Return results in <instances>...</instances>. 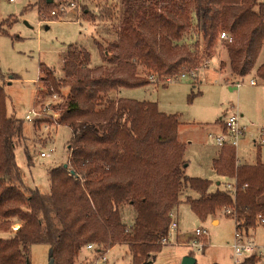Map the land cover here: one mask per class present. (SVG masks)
<instances>
[{
    "label": "trees",
    "instance_id": "1",
    "mask_svg": "<svg viewBox=\"0 0 264 264\" xmlns=\"http://www.w3.org/2000/svg\"><path fill=\"white\" fill-rule=\"evenodd\" d=\"M70 1L39 0L41 15L44 8ZM120 2L121 23L106 64L90 66V53L70 45L64 76L44 70L39 78L38 88L48 95L57 93L61 99L63 90L68 91L59 122L72 132L67 166L49 168L46 193L27 186L16 163V146L27 139L25 120L8 112L6 76L0 69V232L9 233L0 237V264H27L32 244L47 245L52 264H76L87 244L93 243L96 253L109 242L125 243L131 264H149L163 247L171 212L187 188L197 196L186 195L184 201L201 221L223 209L225 216L239 221L242 235L250 237L264 218V163L241 164L235 148L224 144L212 163L220 180L210 189L211 179L185 175L176 113L160 111L156 102L109 97L122 87L150 84L153 77L166 85L168 78L197 71L221 49L227 60L219 68L229 70L225 81L239 83L252 76L264 82V61L257 64L264 44V0ZM112 14L110 8L103 17ZM82 17L99 19L86 4ZM10 21L0 19V33ZM222 32L229 38H220ZM99 50L103 58L109 51ZM199 93L192 92L188 100ZM40 124L32 123L35 128ZM24 151L31 163L28 147ZM231 180L236 183L234 195L224 188ZM126 207L130 220L124 215ZM14 222H19L18 229L9 230ZM258 260L253 255L243 263Z\"/></svg>",
    "mask_w": 264,
    "mask_h": 264
},
{
    "label": "rangeland",
    "instance_id": "2",
    "mask_svg": "<svg viewBox=\"0 0 264 264\" xmlns=\"http://www.w3.org/2000/svg\"><path fill=\"white\" fill-rule=\"evenodd\" d=\"M79 3V9L71 7L63 16L55 19L49 15L50 9L46 8L42 17L39 0L15 2L0 0V19L11 20L8 26L3 27L5 32L0 33V69L6 76L4 87L8 95L9 113L24 119L25 114L32 108H43L48 102L54 105V109L49 107L48 112L60 110L61 113L63 110L61 102L68 100V91L63 90L61 99L59 96L54 99L52 94L46 93V89L41 91L38 88L42 84L41 79L38 83L35 81L43 77L44 70H53L57 77L64 76L63 64L70 45H81L89 51L90 66L106 64L111 56L110 42L117 38L116 30L121 23V2L79 0ZM83 4H86L92 13L98 14L99 19L93 21L82 17ZM110 8L113 9V14L105 19L104 13ZM116 8L117 15H114ZM77 13L80 16L77 17ZM40 19L43 22H40ZM99 47L109 49L107 54L104 53L105 58L100 54ZM221 60H227L222 49L221 53L208 60L194 75H187L166 85H162L153 77L150 84L132 88L122 87L109 93L111 98L126 97L156 102L160 111L176 113L179 122L177 140L184 144L185 175L212 179L210 189H215L216 181L220 180L212 164L219 152L215 142V134L218 132L215 122L219 116L224 118L237 108L239 124L244 132L236 148V158L241 164H254L258 160L264 163V144H259L260 139H264V82L254 78L257 83L254 86L250 83V78L246 77L238 89L231 90L230 84L225 81L229 70L227 67L222 70L219 68ZM263 61L264 44L257 64ZM194 82L195 87L192 86ZM43 91L45 92L41 95ZM192 92L200 93L188 100ZM32 123L24 121L27 139L16 146L15 159L24 183L46 193L50 189L49 168L68 162V142L72 132L67 124L54 123L49 129L43 130L41 124L35 128ZM51 146H54L52 152L44 157L39 155L40 151L47 152ZM25 147L29 149L31 163H28ZM186 195L197 196L194 191L187 188L180 198L181 202L171 212L177 219L178 231L194 237V230L203 227L207 230L208 237V241L205 240L208 246L204 261L236 264L231 249L235 234L234 219L222 215L225 214L222 209L216 214L220 220L219 224H213L211 218L201 221L184 201ZM127 209L126 207L124 215L130 220L131 212ZM252 231L254 241L264 246V226L259 225ZM8 235V232H0V237ZM174 241L173 235L171 243L163 245L154 264H171L173 258L177 260L180 254L189 250L195 252L199 262L202 252L197 251L194 246H182L183 244L179 245L181 242ZM85 249L86 247L80 250L76 264L88 260L84 256ZM129 255L124 245L115 244L107 257L110 264H129ZM258 257V262L261 257L262 259L257 264H264V254ZM27 264H50L48 246L45 244L29 246Z\"/></svg>",
    "mask_w": 264,
    "mask_h": 264
},
{
    "label": "built area",
    "instance_id": "3",
    "mask_svg": "<svg viewBox=\"0 0 264 264\" xmlns=\"http://www.w3.org/2000/svg\"><path fill=\"white\" fill-rule=\"evenodd\" d=\"M9 1L15 2L16 0H9ZM78 1L79 0H77V1L72 0V1H70L69 4H58L54 8L49 10V15L52 18L56 19V18L63 16L66 13V11L71 7H73L74 9L75 8L79 9L80 3L78 4ZM44 14H45V12L43 11L42 17H44ZM78 16H80V14L77 13V17ZM50 20H48V21H50ZM41 21L42 20L40 19V22ZM48 21H46V22H48ZM220 38L225 39V38H229V37L227 34H225V32H222L220 34ZM194 74H196V71H194L190 74H182V75L176 77L175 79L168 78V79H166V82L169 84V83H171L173 81H177L180 78H183L187 75H194ZM193 77L196 78L195 76H193ZM35 82L38 83L39 79H37ZM251 83L253 84L254 81H251ZM236 85L238 86L240 84L237 83ZM58 96L59 95L57 93L52 94V97L54 99L57 98ZM59 103H60V101L58 102V106H59ZM49 107L54 109V105H52V102L46 103L45 105H43V108L35 109V107H34L30 111H28V113L25 114L24 119L31 121V122L41 121V125H42L43 130L49 129L50 125L54 124V123H56L57 125L58 124L60 125V122H59L60 110H59V112L53 111V113H50V112H48ZM47 114H48V116H47ZM221 127H222V130L220 131L219 134H217L215 136V142H216L217 146H219L221 148L224 144H229V145L233 146L235 148V151H236L239 140H240V138L244 132L242 126L239 124L238 111L232 110L231 113H228L224 117V120L222 122ZM259 144H264V139H260ZM53 147L54 146H51L47 152L46 151H40L39 155L41 157L46 156L48 153L53 151V149H54ZM224 188L226 190H228L232 195H234L236 193V190H237L235 180L225 182ZM226 213L230 214L231 210L226 209ZM259 224L260 225L264 224V218L260 217ZM238 225H239V221H235L234 241L231 244L232 255L235 259L236 264H245L243 262L246 258L253 256V255L261 256L262 254H264V246L257 244L253 239H249V237L243 236L239 227L237 228ZM18 227H19V223H14L13 225H11V230L16 231L18 229ZM176 227H177L176 221L172 218L170 225H169V231H168L167 235L161 239L162 245H166V244L171 243V237H173V234L176 230ZM207 238H208L207 237V230L204 229L203 227H198L194 230V237L191 238V241H188L187 243H185V245L194 246V247H196L197 251L202 252L203 249L205 248V246L207 245V242L205 241ZM110 243L111 242H109L107 244V246L104 250L97 251L96 252L97 255L95 258H93L91 260H85V262H83L81 264H110L109 258L107 257V254H108V252H110V250L114 246V245H111ZM85 247L88 250H95L96 249V247L93 243L87 244Z\"/></svg>",
    "mask_w": 264,
    "mask_h": 264
},
{
    "label": "crops",
    "instance_id": "4",
    "mask_svg": "<svg viewBox=\"0 0 264 264\" xmlns=\"http://www.w3.org/2000/svg\"><path fill=\"white\" fill-rule=\"evenodd\" d=\"M79 46H81V45H79ZM82 48H84L83 46H81ZM85 50H87L86 48H84ZM88 51V50H87ZM89 52V51H88ZM247 77H249L250 78V83H251V81H254V83L252 84V85H254V86H256L257 85V83H256V80L252 77V76H247ZM245 80V79H244ZM244 80L243 81H240L239 82V84L241 85V83H243L244 82ZM229 84H230V89L231 90H233V89H238L239 87H240V85H236L235 83H231V82H228ZM196 84V83H195ZM244 93H246V92H244ZM36 96V95H35ZM236 110H237V108H236ZM238 111V110H237ZM226 112L227 111H225L224 112V114L226 115ZM240 115H242V114H240ZM219 120H220V122H219ZM223 120H224V118L222 117V116H219L218 117V119L216 120V124H217V127H218V132H216V134H215V136L217 135V134H219L220 133V131L222 130V122H223ZM219 147V146H218ZM219 150H220V147H219ZM239 161V160H238ZM218 176V175H217ZM212 180V179H211ZM219 183V181H216V185ZM173 215H174V213H172V218L176 221V224H177V227H176V230H175V232H174V237H175V241L174 242H181V244H179V245H182V246H184L185 245V243H187L188 241H189V239H191L192 237L191 236H188L186 233H184V234H182L181 232H179L178 231V222H177V219H175V217H173ZM222 215H224V214H222ZM225 216V215H224ZM211 221H212V223L213 224H219V222H220V220H219V217L216 215L215 217H213V218H211ZM256 229V228H255ZM253 233H254V231H252L251 232V235H250V237H249V239H253L254 240V238H253ZM207 241H208V238H207ZM208 243V242H207ZM121 245H124L126 248H127V252H128V254H130L129 256V264H131V253H130V251H129V249H128V246L125 244V243H120ZM118 245V244H117ZM187 246V245H186ZM207 246H208V244L205 246V249H203V251H202V254L199 256V262H198V258H197V256L195 255V252L194 251H192V250H189V252L187 251V252H185V253H183V254H180V256H179V258L177 259V260H175V258H173V260H171V264H180V262H181V259H182V257L184 256V255H190L189 253L190 252H193L194 253V255H193V257H195L196 258V263L197 264H213V263H216V264H221L220 262H213V263H209L208 261H204V259H205V250H206V248H207ZM162 249V248H161ZM161 251H158V252H156L155 254H154V258L151 260V261H149V264H154L155 263V261H156V259H157V257H158V254L160 253ZM125 253H126V251H125ZM96 253H94V251H92V250H88V249H85V254H84V256H86L85 258H88V260H91V259H93V258H95L96 257ZM192 256V255H191ZM84 258V259H85ZM261 259H262V257L260 258V261H261ZM86 260V259H85ZM259 261V262H260ZM259 262H257V263H259ZM195 263V264H196ZM256 263V264H257ZM79 264V263H78Z\"/></svg>",
    "mask_w": 264,
    "mask_h": 264
},
{
    "label": "water",
    "instance_id": "5",
    "mask_svg": "<svg viewBox=\"0 0 264 264\" xmlns=\"http://www.w3.org/2000/svg\"><path fill=\"white\" fill-rule=\"evenodd\" d=\"M48 3H54L55 0H46ZM67 166V163L64 164V167ZM53 263V259L50 258V264ZM196 263V258L191 256V255H184L181 259L180 264H195Z\"/></svg>",
    "mask_w": 264,
    "mask_h": 264
},
{
    "label": "bare ground",
    "instance_id": "6",
    "mask_svg": "<svg viewBox=\"0 0 264 264\" xmlns=\"http://www.w3.org/2000/svg\"><path fill=\"white\" fill-rule=\"evenodd\" d=\"M233 148V147H232Z\"/></svg>",
    "mask_w": 264,
    "mask_h": 264
}]
</instances>
